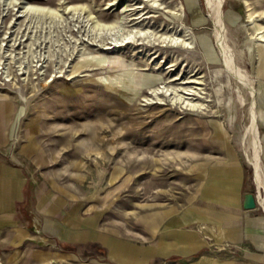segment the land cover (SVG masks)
I'll return each mask as SVG.
<instances>
[{
  "label": "rangeland",
  "instance_id": "obj_1",
  "mask_svg": "<svg viewBox=\"0 0 264 264\" xmlns=\"http://www.w3.org/2000/svg\"><path fill=\"white\" fill-rule=\"evenodd\" d=\"M222 2L228 68L205 0H0V161L22 180L15 217L25 231L0 238V264L237 257L235 246L210 245L202 224L184 227L207 242L191 255L162 238L199 195L194 167L228 148L241 195L253 193L252 214L264 216L248 160L254 102L264 182V42L253 31L264 27V0Z\"/></svg>",
  "mask_w": 264,
  "mask_h": 264
},
{
  "label": "crops",
  "instance_id": "obj_2",
  "mask_svg": "<svg viewBox=\"0 0 264 264\" xmlns=\"http://www.w3.org/2000/svg\"><path fill=\"white\" fill-rule=\"evenodd\" d=\"M227 151L229 157L226 156L225 160L218 159L210 164L203 163L199 168L194 167L199 171L196 173L199 195L194 196L196 200L187 199L185 210L172 217L171 232L162 238L171 240L173 253L191 255L207 246V242L194 230L184 227L202 224L212 237L210 245L235 246L238 249L236 258L212 257L211 264H264V216L252 214L255 208L243 207L246 194L241 195L240 192L243 169L232 150L228 148ZM0 176V238L19 240L25 236V231L15 217V203L22 198V180L14 168L1 161Z\"/></svg>",
  "mask_w": 264,
  "mask_h": 264
},
{
  "label": "bare ground",
  "instance_id": "obj_3",
  "mask_svg": "<svg viewBox=\"0 0 264 264\" xmlns=\"http://www.w3.org/2000/svg\"><path fill=\"white\" fill-rule=\"evenodd\" d=\"M150 1L157 2V0H150ZM205 1H206L207 6H210L212 8V10H213V12L210 13V15H209L208 18H210V20L212 21V23L214 24V26L216 28V42H217L218 47L222 51V55L224 54V56H225L224 45H226V43H224V35H223V33L225 32V31H223L225 29V18H224V14H223L224 2H222V0H218L216 2V4H212V2H211L212 0H205ZM141 16L142 15L139 14L137 17H135V18H137V21L136 22H139L140 19H143V18H141ZM257 17H261L260 20H262V19L264 20L263 13L258 14ZM247 18L249 20L251 19L253 22L255 20H257V18H254L253 17V15H252L251 12L248 13ZM253 28H254L253 31L260 30L257 33L254 32L255 33V37L258 34L261 33L260 35H258L259 38L257 40H259L261 42H264V27H262L260 25H257L256 26L254 24L253 25ZM137 36L138 37H141V40H143V39L146 40L147 39V42L157 41V43H158V42L161 41L160 35H157L156 36V33L155 32L154 33L153 32L151 33V32H148V31H141L140 29H137L136 32L133 34V37H137ZM151 37H153V40L152 41L150 39ZM175 40H176V38H174V37H172L171 39H168V41L171 42V45L177 44V41H175ZM163 41H166V39L163 38ZM227 54H228V52H227ZM260 58H261V61L260 62L262 63L261 72H263L264 71V46H262V48H260ZM223 60L225 61V65L228 68L229 67V64H228L229 63V58H227L225 56ZM233 69H235L234 66H233ZM231 73L233 75H236L237 74L235 70L233 72L231 70ZM236 76H238V79H240V82H242L243 85L246 86L250 90V93L253 94L254 93V90L251 87V85L248 86V83L249 82L246 83L245 80L243 79V77L241 75H239V74L236 75ZM187 105H189V103ZM250 108H251L252 112H251V124L249 126V132L250 133H248V134H251V148H252L253 154L249 157L248 160L251 163L252 168L254 169V181H255V184L259 188H262V187L264 188V182L262 180V171H261V167H260L262 143H261V140H260V137H259V134H258V123L259 122H258V118H257L258 117V114L256 113V110H255L256 108H255L254 102H252ZM259 200H260L259 203L262 204L263 205V208H264V199H259Z\"/></svg>",
  "mask_w": 264,
  "mask_h": 264
},
{
  "label": "water",
  "instance_id": "obj_4",
  "mask_svg": "<svg viewBox=\"0 0 264 264\" xmlns=\"http://www.w3.org/2000/svg\"><path fill=\"white\" fill-rule=\"evenodd\" d=\"M243 207L245 209H254V208H256V201H255V197H254L253 193L248 192V193H246L244 195Z\"/></svg>",
  "mask_w": 264,
  "mask_h": 264
}]
</instances>
